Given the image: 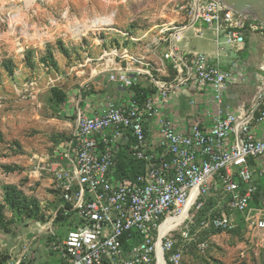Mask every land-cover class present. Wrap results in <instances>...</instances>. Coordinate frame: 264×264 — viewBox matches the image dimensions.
<instances>
[{
  "label": "built area",
  "instance_id": "1",
  "mask_svg": "<svg viewBox=\"0 0 264 264\" xmlns=\"http://www.w3.org/2000/svg\"><path fill=\"white\" fill-rule=\"evenodd\" d=\"M173 11L183 20L162 15L139 36L114 28L124 40L101 58L125 63L109 73L111 81L127 85L129 74L145 75L153 94L136 99L131 89L127 101L108 99L93 113L78 105L73 132L56 151L62 160L50 170L62 199L57 212L76 217L62 244L53 243L63 264H158V246L165 264H183L179 241L205 252L209 244L199 234L235 230L234 211L245 224L264 230V216L253 205L264 176V137L253 126L255 110L240 115L222 108L232 76L219 58L223 48L213 61L205 52L180 48L189 29L203 36L199 23L232 48L243 45L247 29L264 31V24L221 0H179ZM130 43L147 52L134 53ZM191 85L209 89L219 105L210 127L194 121L181 129L165 111L170 96ZM257 121H264V111ZM125 151L144 163L133 179L116 175ZM182 216L163 230L168 219Z\"/></svg>",
  "mask_w": 264,
  "mask_h": 264
},
{
  "label": "rangeland",
  "instance_id": "2",
  "mask_svg": "<svg viewBox=\"0 0 264 264\" xmlns=\"http://www.w3.org/2000/svg\"><path fill=\"white\" fill-rule=\"evenodd\" d=\"M172 1L0 0V255L4 257L3 264H63L60 251L52 248L53 243L60 246L73 225L70 220L56 218L61 200L50 168L62 160L56 151L71 136L75 115L68 100L62 107L52 100L53 89L65 92L68 99L76 97L93 69L107 68V60L114 58L101 59L104 49L111 51L120 47L119 41L124 40L120 31L135 36L143 34L149 26L164 19L165 11L171 15ZM94 19L108 22L101 30L89 29L84 36L73 32L79 20ZM101 37L108 42L98 45ZM128 48L138 50L131 43ZM98 52L101 53L96 58ZM90 57L94 58L90 60L92 67H84ZM83 69L85 73L81 72ZM100 79L91 81L95 91ZM7 186L16 187L21 198L36 205L25 210L13 209L6 202ZM253 205L264 216V204L257 201ZM234 213L239 222L236 230L199 234L198 239L208 241L205 252L179 241L184 248L183 264H264V230L245 224L239 212Z\"/></svg>",
  "mask_w": 264,
  "mask_h": 264
},
{
  "label": "crops",
  "instance_id": "3",
  "mask_svg": "<svg viewBox=\"0 0 264 264\" xmlns=\"http://www.w3.org/2000/svg\"><path fill=\"white\" fill-rule=\"evenodd\" d=\"M177 1L179 0L172 1L174 3L173 7ZM166 14L165 11L162 15L166 16L168 20H183V17L175 14L173 9L170 16ZM197 26L202 28L203 36H197L192 29H189L180 43V48L184 51L205 52L209 55L211 61L217 59L218 51L223 48L219 58L222 67L232 71V76L227 84L222 108L225 111H236L240 115L255 110L253 126L257 134L264 137V121H257L258 116L264 111V31L247 29L243 45L240 48H232L224 43L222 37L220 43H218L215 32L204 23H199ZM195 39L200 41L192 42ZM97 44H100L99 39ZM131 45L134 46V44ZM135 48L138 50H133L134 53L147 52L146 49L136 44ZM100 53H97L96 58L100 56ZM150 57L156 62H160V56L151 54ZM92 59L94 58L87 59L86 63L83 64L84 67L91 68L90 60ZM107 62V68L93 69L89 78L79 88L81 91L76 93V97L74 95L73 99H68V103L73 108L72 113L78 105L86 113H93L103 107L108 99L125 102L130 97L133 84L139 83L145 87L150 85V81L145 75L129 74L130 83L127 85L122 82L111 81L109 73L113 69L120 68L122 64L125 65V63L113 58H110ZM81 72L85 73L86 69ZM96 77H101V82H98L99 87L95 86L97 91H95L94 86H92L93 82H91ZM218 110L219 105L213 99L211 91L200 89L195 85L172 94L165 105L167 115L181 129H185L194 121L201 123L204 127H210Z\"/></svg>",
  "mask_w": 264,
  "mask_h": 264
},
{
  "label": "trees",
  "instance_id": "4",
  "mask_svg": "<svg viewBox=\"0 0 264 264\" xmlns=\"http://www.w3.org/2000/svg\"><path fill=\"white\" fill-rule=\"evenodd\" d=\"M132 90L134 91V97L136 99H147L149 95L153 94L155 91L152 85L142 86L141 84H133ZM54 95L52 100H56L59 106H63L65 102L68 100V95L61 91L60 89L54 88L53 89ZM62 109V108H61ZM69 138V137H68ZM144 171V163L129 154V152L125 151L119 154L118 156V168L116 175L119 178H135L139 173ZM258 192L255 196V202H261L264 199V176L260 177L258 180ZM6 202L13 208V209H21L25 210L30 208L32 204L36 205L34 201H28L26 198H21L20 192L17 191L16 187L7 186L6 188ZM62 201V199H60ZM210 205L213 204L212 200L209 202ZM75 217L73 213L65 214L63 209H60L57 212L56 218L58 220H70V218ZM71 222V221H70ZM73 225V223H70ZM73 227V226H72ZM237 229V228H236ZM235 229V230H236ZM217 231V230H215ZM214 231V232H215ZM234 231V230H233ZM5 263L4 257L0 255V264ZM22 263V262H21Z\"/></svg>",
  "mask_w": 264,
  "mask_h": 264
},
{
  "label": "water",
  "instance_id": "5",
  "mask_svg": "<svg viewBox=\"0 0 264 264\" xmlns=\"http://www.w3.org/2000/svg\"><path fill=\"white\" fill-rule=\"evenodd\" d=\"M235 12L248 15L264 24V0H221Z\"/></svg>",
  "mask_w": 264,
  "mask_h": 264
},
{
  "label": "bare ground",
  "instance_id": "6",
  "mask_svg": "<svg viewBox=\"0 0 264 264\" xmlns=\"http://www.w3.org/2000/svg\"><path fill=\"white\" fill-rule=\"evenodd\" d=\"M14 15V14H13ZM16 16V15H15ZM22 16L20 15L19 19H21ZM18 21V19H16ZM21 21V20H19ZM108 21L104 20V19H94L90 22L86 21V20H79L77 22L76 27L73 29V32L79 36H84V34L86 33V31H88L89 29H93V30H97L100 28V26L102 24L107 23ZM89 32V31H88ZM96 32V31H95ZM73 35V34H72ZM184 216L182 217H177V218H171L168 219L164 226H163V230H167L168 228H170L172 226V222L175 220L177 223H180L183 220ZM158 264H165L164 261V257H163V250L161 246H158Z\"/></svg>",
  "mask_w": 264,
  "mask_h": 264
},
{
  "label": "clouds",
  "instance_id": "7",
  "mask_svg": "<svg viewBox=\"0 0 264 264\" xmlns=\"http://www.w3.org/2000/svg\"><path fill=\"white\" fill-rule=\"evenodd\" d=\"M15 19V16H13V20Z\"/></svg>",
  "mask_w": 264,
  "mask_h": 264
}]
</instances>
